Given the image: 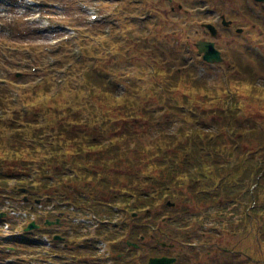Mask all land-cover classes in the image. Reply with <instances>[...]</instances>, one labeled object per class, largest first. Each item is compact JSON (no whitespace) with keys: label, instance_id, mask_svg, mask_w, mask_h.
Instances as JSON below:
<instances>
[{"label":"rangeland","instance_id":"rangeland-1","mask_svg":"<svg viewBox=\"0 0 264 264\" xmlns=\"http://www.w3.org/2000/svg\"><path fill=\"white\" fill-rule=\"evenodd\" d=\"M65 1L68 9V12H65L67 14V17H59L61 20L65 22L66 24H80V44L81 48L83 49V58L78 65L77 70H80V72H84L85 75H89L93 77V84L88 83L87 79L82 81L81 74H78L79 78H76L75 75H72L71 73L66 75L67 84H72L76 87H78V84L81 83V90L78 94L75 93V90L73 88L67 87L66 83L59 89L56 85H54L51 88L50 94H55V92H58L54 98H61L60 107H54L53 109L57 111L60 108L69 107L71 105L70 103L80 105L81 110L83 112L86 111V109H89V106L85 105L88 100L89 103L96 104V100L100 95L108 98L109 100H115L116 102H121L122 99L119 97L121 95H129L133 96L138 103L137 107H141L142 111H146L149 109H152V112L155 116L158 117V113L160 112V109H165L166 107L171 108L169 114H167L166 117H170V113H175L177 111V107L180 106L179 97L183 96L184 94H187L189 92H192L191 88L189 86H186L185 84L179 82H173L172 88L176 89V93H174L172 96V100L167 99L165 96V93H163L162 98L157 99L155 97L156 92L152 91V95L147 94V88L150 87L151 80L157 81L159 79H162V77H165L167 73L171 75L172 71H176L178 68L181 70L186 68V65L181 61V54L184 53L183 51V44L184 43H190L191 47L195 49V43L197 40L202 39H210L205 38L206 36L203 35V27L201 26V21L203 19H213V17H209V15L201 14L197 15L194 13V8L200 7L198 5H203L205 3H209L210 0H204V2H201V0H144L142 1L138 6H135V4H131V0H121L113 1L114 3L105 2V0H62ZM86 2V4L93 5L97 2L98 8L101 5V11L104 15V18L107 19L109 13H105V11L112 10V17L106 20H103V23L101 26H92L91 24L87 23L86 17L87 13L78 11L79 6L78 2ZM213 4H216L218 7V14L221 13L226 14L229 16L228 19L232 21V25L229 26L231 28V33L229 34V37L226 35V38L222 36V34L218 35L217 44L219 46V49L222 51L223 55L227 57L228 60H233L236 62H242L245 64H248L252 66L253 68H256V66L260 65V61L262 59L257 58L255 53L252 51L251 46L252 45H258V47H261V51L264 54V24L260 26L259 22H256L254 20H250L248 17H244L245 15V4L243 0H213ZM137 5V4H136ZM180 5H183L182 8H180ZM137 7V8H136ZM224 7V8H223ZM172 8H175V10H172ZM225 9V10H224ZM237 10H242L243 13L239 12V15L236 14ZM115 11V12H113ZM144 11H150V14L147 17L146 23L144 21H141L139 18L142 17ZM46 13H48L50 16L53 14L50 12V10H46ZM80 12V13H79ZM124 12V13H122ZM197 13V12H196ZM80 14V16H79ZM127 14V15H126ZM136 15L140 17H136ZM136 18L134 20V24H131L127 27V22L129 21L131 23L132 19ZM238 19V21L236 20ZM261 20V19H259ZM8 21V20H7ZM158 22V23H157ZM142 27H141V24ZM117 27V35L115 36L116 30L115 26ZM125 27L123 28V26ZM149 25V26H148ZM148 26V28H147ZM15 36H9L0 31V95L9 92V98H11V90H19L21 92V98L22 94L24 93V90L27 89L30 90L34 85L37 76L34 75L29 66L30 61L27 60L26 62V54L24 50H21L20 52H15L8 48L7 46H13V47H30L28 44H22L20 41L21 39L26 40L28 38H31L33 35L31 29H29V26L23 24L21 21L16 22L15 24ZM109 28L113 30V38L112 34L111 36L107 37L108 41L107 44L104 47H101L99 45L97 47V40H98V33L104 34V29ZM126 32V35H122V31ZM137 30V34H132V32ZM242 29V33L238 34L237 30ZM120 31V32H119ZM122 33V34H121ZM121 34V35H120ZM90 35L92 38H87V36ZM204 37V38H203ZM130 38L134 39L131 40ZM145 38V39H144ZM127 39H130L127 41ZM27 41V40H26ZM83 42L84 44H82ZM97 47V49H96ZM6 52L9 55V59L4 58L1 54V51ZM259 50V49H258ZM90 51V52H89ZM110 51V54H109ZM112 51V52H111ZM16 53H19L21 55L16 57ZM107 55H106V54ZM91 54V55H90ZM96 54V55H95ZM189 55V54H188ZM192 58H194L198 65L195 67L196 69L192 73H184V76H186V80L190 79H205L208 83L207 87L216 89V92H221V80L219 78L223 75L225 70H210L207 69L203 63L199 61L194 56V53L191 51L190 55ZM19 59V62L17 61ZM67 61L74 62L73 58L70 59L69 57L65 59H61L58 66L63 67L64 64ZM263 62V61H262ZM42 65L43 71H46L50 69L46 63L42 61L40 63ZM77 64H75V67ZM184 66V68H183ZM162 69L165 74H161L157 71ZM187 69V68H186ZM233 72H236L235 67L231 68ZM30 70V71H29ZM167 70V72H165ZM256 70H258L256 68ZM155 75H152V72H155ZM222 71V72H221ZM259 71V70H258ZM262 74V73H260ZM40 76V75H38ZM112 78L114 83V99L113 97L107 96L106 93L100 92L98 97L96 95L92 94V99L90 95L87 92V84L89 88H92L94 91L99 90L101 86V83L107 84V86H111L109 84L108 79ZM3 80H6L7 82H3ZM171 81V80H170ZM47 82V80H46ZM55 82V81H54ZM72 82V83H71ZM118 85H124L125 89H121L118 87ZM107 86L105 88H107ZM153 86V84H152ZM23 87V88H22ZM73 87V86H72ZM174 89V91H175ZM91 90V89H90ZM92 91V90H91ZM124 91V92H122ZM23 92V93H22ZM26 92V91H25ZM51 94V95H52ZM177 94V95H176ZM246 94V93H244ZM219 94H216V96ZM94 96V97H93ZM123 97V96H122ZM121 97V98H122ZM264 98V96H262ZM53 98V99H54ZM104 98V102L108 101V99ZM134 100V101H135ZM186 102V101H185ZM187 103V102H186ZM254 105L248 106L249 113L252 117H250V128L253 131H256L260 129L262 126H264V106H261V104H258L255 102ZM98 104V103H97ZM182 109L183 112H186L189 108L188 106H183ZM14 106H12L11 109H13ZM17 110H21V104L15 107ZM13 109V111H16V109ZM72 113H79L74 110L73 107H71ZM68 110V109H67ZM82 114V113H79ZM46 116V115H45ZM47 117V116H46ZM159 118V117H158ZM60 119V118H57ZM56 119V120H57ZM160 119V118H159ZM181 124V122L179 121ZM68 129H73L72 126L67 125ZM6 134V133H5ZM252 142V141H251ZM255 143H252V147H254ZM251 147V146H249ZM36 148V146H35ZM248 148V147H247ZM9 171V170H8ZM253 173V177L250 176V172L246 171L245 176L241 177L239 184L233 185L232 187L227 186L225 188L227 193H230V195H234L235 193H240V190L242 189V185H245V181L250 180H256L257 173L251 169ZM69 174V172H68ZM255 178V179H254ZM140 189L147 190V184L146 181L137 182ZM136 184V185H137ZM136 185H134L136 187ZM254 187V186H253ZM241 188V189H240ZM259 186H256L253 188V194L257 191L259 192L260 189H258ZM260 188H264V186H261ZM231 190V191H230ZM67 191V190H66ZM244 191V190H243ZM255 191V193H254ZM6 192V191H5ZM219 191H217L218 194ZM251 192V189H250ZM248 191V195L250 196V193ZM72 193V192H71ZM191 195V193L189 192ZM216 194V196H217ZM246 194V193H245ZM72 195V194H70ZM188 197V200H186L184 203H181L182 206H188L192 213L190 216H198L200 212H206L207 215V225L206 227H212L214 225H218L222 229L227 230L229 228L227 223L221 222L217 218L221 215L225 217L229 222L231 223V227L233 229H237V235H230L227 236L225 240L220 242L219 244L222 247H230V248H236L237 250H243L247 251L248 253L252 251V248L258 249V240H257V229L259 230L258 224H263L264 219L261 218V222L251 220H247L244 218L245 211L242 213L241 210H237L236 214H233V211L235 209H231L232 204L230 205H224L222 207V210L217 211V213L214 211L218 208L212 207V205H206L203 206L200 202H198L195 206L193 203L197 202L195 198L192 196ZM249 198V197H248ZM80 199H82L80 197ZM85 202L90 200L88 197H85ZM257 199V198H256ZM131 200V199H130ZM20 201V199H19ZM18 197L15 199L10 198H3V204H0L3 206L2 208L7 209L9 212L12 208H16ZM234 205V204H233ZM249 206V204H248ZM107 207H103L105 209ZM238 208V207H237ZM112 210V208H110ZM44 210V209H43ZM46 211H52L51 207L47 208ZM46 211H41L43 215L46 214ZM57 212L64 213V217L67 218L68 223H70V230L68 231V235L71 238H74L75 236L78 237V233L80 236V232H76L73 234H69L71 231V227L73 229L80 228V223L82 220H80L81 216L78 212H73L70 206H61L58 210H55ZM113 211V210H112ZM232 213L233 217H230L229 214ZM228 216V218H227ZM198 219L201 217H195ZM224 218V219H225ZM89 220L87 223L91 222V218L87 216L86 218ZM213 224H210V223ZM253 228L252 232L250 233V225ZM92 225V223L88 224ZM0 228V234L5 235V229ZM55 231V230H54ZM60 231V230H58ZM89 232V229H87ZM261 230H259L260 232ZM83 233V231L81 232ZM232 233V232H231ZM216 235V233H214ZM215 238V237H214ZM2 237H0V240ZM256 243V246L251 247V244ZM43 241H40V244L38 246V250L40 252V258L43 257V251H40V247H43ZM66 257L71 261L73 257L69 254H64ZM7 257L3 250L0 248V264L2 263L3 259ZM49 258H44L42 262H39L38 260L34 261L39 264H50L48 261ZM65 261H68L67 259ZM81 262V260H80ZM59 263V262H55ZM63 264V263H59Z\"/></svg>","mask_w":264,"mask_h":264},{"label":"trees","instance_id":"trees-1","mask_svg":"<svg viewBox=\"0 0 264 264\" xmlns=\"http://www.w3.org/2000/svg\"><path fill=\"white\" fill-rule=\"evenodd\" d=\"M251 82L256 83L254 80ZM191 84L194 88H197L198 85H200L197 81H194ZM262 94L264 95V90L260 89L258 92L254 90L251 94V99L254 101L255 97L262 98L260 96ZM101 99L102 101L104 100L103 97ZM195 99L197 102H200L201 97L196 95ZM185 100L187 99L185 98ZM262 100L260 104L261 106H264ZM1 103L2 101H0V104ZM198 107L201 106L198 104ZM99 110V115L91 114L90 120L80 121V126L83 127V130L80 129V138H75L70 130L64 129L60 126L57 135L58 139L55 138L51 143L46 141L47 143L44 144V147H41H49L52 153L60 152L61 148H63L65 154L68 155L70 167L71 169L76 170L77 176L68 180L66 189H71L74 193L69 199H67V201H70L71 205L78 210H80V193H82L83 190H85L84 192L87 195L93 197L95 201H102L109 196L116 198V196L119 197L120 194L125 191L137 196L142 195V190H140L139 187L133 186L136 181L141 179L142 174L147 171V169L142 168L144 166L142 152L148 153V158L146 160L147 167L152 166V169L156 170L158 175H168L166 178L155 176V182H150L148 175L147 179L149 181L148 183H150V191L153 193L155 192V189H157L155 188V184L161 183L164 186L168 183L171 184L175 176H180L182 180L191 179L187 174L189 168L194 164H203L204 160H210L213 164L223 163L219 153L216 151L213 153L217 147L225 150L231 149V146L228 145V143L232 136L229 134L227 135L226 132H222L216 135L215 138L211 139L206 126L203 127L202 125H196V121L192 120V114L195 112H189L188 115L180 113L184 117L185 125L181 128L178 135H169L168 129H164L163 127L158 129L157 125L150 124L147 126V124H144L136 118H130L129 120V115L127 114L128 111L124 108L113 110L110 113L105 112L102 107H100ZM207 110L208 109L205 107L202 109L203 112H206ZM114 111L115 113H113ZM222 114L223 112L221 110H217V117L219 118H213L209 123L213 124L215 121L217 122L216 125L220 126L219 120L224 118ZM69 120L74 121L76 120V117L69 118ZM224 124L229 126L230 124H233V122L232 120H227ZM206 125L208 126V124ZM157 129L160 135L155 137L156 140H154L150 146L144 143V136L147 134L154 137L153 134ZM189 132L192 133L189 134ZM116 136L121 137V140L123 141L129 137L135 139L139 138L140 140L139 142L135 141L137 145H135L134 149L130 146L132 142L126 140V145L124 144L126 149L125 153H120L121 147L119 142H114V145L109 148L103 147L100 144V139L109 138L113 140ZM246 139L249 140L250 137L246 136ZM222 146L223 148H221ZM204 148H210L212 154L209 153L205 156L203 153ZM187 149H192L195 154L186 153L185 150ZM30 150L31 148L28 149V151ZM169 151L171 154H169ZM165 155L168 157L172 155L168 162H165L164 160ZM179 156L181 158L180 160L177 159ZM23 161L24 160H22V162ZM53 163L56 174L59 177H62V171L64 168L59 167L60 162L57 156L54 158ZM168 164L182 165L184 168H175L174 170H171L168 167ZM236 164L238 163H235V165ZM164 165L165 168H163ZM229 171L239 173L240 170L234 167L229 169ZM225 178L233 179V175L228 174ZM23 183L28 184V181H24ZM41 183L48 184L45 175L41 178ZM260 183L261 186H264V176L261 178ZM45 188V186L40 185L37 194L39 195L38 198L42 199L44 205L47 206L50 200L46 196L54 195L55 197H60L62 187L61 185L55 187L56 189L48 195L44 193ZM260 190H262L260 191V195L264 197L263 188ZM260 205V213L263 214L264 200L260 202Z\"/></svg>","mask_w":264,"mask_h":264},{"label":"flooded vegetation","instance_id":"flooded-vegetation-1","mask_svg":"<svg viewBox=\"0 0 264 264\" xmlns=\"http://www.w3.org/2000/svg\"><path fill=\"white\" fill-rule=\"evenodd\" d=\"M148 225L147 224H143V228H146ZM152 238H154V235L151 236ZM142 240H144V243L142 244V249L144 250L145 248H143L145 246V244L147 245V248L146 250L148 249V237L147 236H141ZM157 253L156 254H159V256H166V257H176V261H175V264H190V259L187 258L186 256H181L179 251H177L176 253V249H177V246H175L174 248H171L172 246H162L161 244H158L157 245ZM170 249V250H168ZM210 251H208V255H206V258H209L210 254H209ZM149 254V253H148ZM97 262V261H95Z\"/></svg>","mask_w":264,"mask_h":264},{"label":"water","instance_id":"water-1","mask_svg":"<svg viewBox=\"0 0 264 264\" xmlns=\"http://www.w3.org/2000/svg\"><path fill=\"white\" fill-rule=\"evenodd\" d=\"M204 47H207V48H204ZM204 47H202L201 50L204 51V52H206L205 58L207 60H210V61H213V62L220 60V57H219L220 55H219V53H217L216 51H214L213 45L206 46V44H205ZM153 262L159 263V264H168V262H166V263L165 262H158V261H153Z\"/></svg>","mask_w":264,"mask_h":264}]
</instances>
